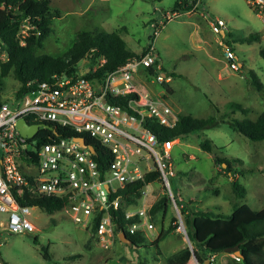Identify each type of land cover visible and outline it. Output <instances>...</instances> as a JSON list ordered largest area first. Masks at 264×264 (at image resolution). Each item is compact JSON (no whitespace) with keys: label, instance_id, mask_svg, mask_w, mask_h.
<instances>
[{"label":"rangeland","instance_id":"rangeland-1","mask_svg":"<svg viewBox=\"0 0 264 264\" xmlns=\"http://www.w3.org/2000/svg\"><path fill=\"white\" fill-rule=\"evenodd\" d=\"M176 1L50 0L51 8L58 9L60 17L53 20L52 33L36 53L62 57L83 32L109 33L125 27L121 34L127 47L140 54L153 37L162 73L171 77L169 86L173 92L168 93L166 85L159 83L137 84L138 88L163 98L177 116L213 117L217 121L213 127L176 140L171 151L172 191L184 203L192 201L190 208L193 210H209L224 216H230L238 204L261 210L264 206V141L248 139L233 130L227 120H255L264 112V91H257L249 76L254 72L264 85L262 19L247 0H200L197 10L190 12H174ZM218 19L226 23L224 36L215 34L209 26ZM254 34L261 38L242 41ZM225 45L235 51L240 71L229 67L224 57ZM7 59L6 51L0 48V63ZM89 64L87 58L81 61L78 65L80 73H84ZM19 87L20 83L9 74L3 80L0 99H14ZM233 104L248 108L249 113L244 115L233 109ZM205 139L211 140L215 153L200 148V142ZM214 154L242 160V163L232 160V166L236 171L243 170V174L237 172L236 181L246 188L245 198L235 197L233 179L215 165ZM247 170L253 171L246 173ZM150 189L154 203L166 195L159 181L151 183ZM179 217L183 228L179 226L162 238L159 242L162 256L156 260L158 248L150 242L156 240L173 219L179 221ZM31 220L37 226V232L12 233L3 229L6 215L0 213V264H167L165 258L184 247L192 248L180 210L170 199L165 215L152 220L156 228L146 244L135 248L125 246L117 239L111 248H102L90 228L75 223L63 211L48 214L38 208L32 211ZM42 247L48 248L50 261L44 259ZM77 255L78 258H69ZM201 256L205 258L203 254ZM212 258L213 264H242L234 253L223 252ZM188 264L199 262L192 256Z\"/></svg>","mask_w":264,"mask_h":264},{"label":"built area","instance_id":"built-area-1","mask_svg":"<svg viewBox=\"0 0 264 264\" xmlns=\"http://www.w3.org/2000/svg\"><path fill=\"white\" fill-rule=\"evenodd\" d=\"M247 1L264 26V0ZM209 26L215 34L225 33L222 19ZM224 57L233 71H240L237 55L227 45ZM162 69L152 40L144 55L122 64L102 80H91L83 73L78 77L55 74L20 99L0 103V213L6 215L4 230L37 232L31 214L40 207L20 201L55 197L66 200L61 211L86 228L92 226L96 213H102L96 239L102 248L109 249L124 232L116 231L112 217V210L121 207L119 191L154 171L159 172L166 194L179 208L170 183L174 175L171 151L176 140L162 142L145 126L152 120L171 128L178 116L163 98L137 85L169 84L171 77ZM27 86L31 87V82ZM127 96L126 105L121 104ZM21 119L40 125L35 137L21 135L17 128ZM57 128H68L77 135L38 143L42 130L54 132ZM85 136L96 141L105 154L108 164L104 167L94 158L97 150L92 153ZM77 137H83L87 146ZM150 186L143 188L138 203L125 209L126 219L137 218L127 226L130 234L140 231L148 237L156 228L150 215L154 205ZM179 222L183 228L181 217Z\"/></svg>","mask_w":264,"mask_h":264},{"label":"trees","instance_id":"trees-1","mask_svg":"<svg viewBox=\"0 0 264 264\" xmlns=\"http://www.w3.org/2000/svg\"><path fill=\"white\" fill-rule=\"evenodd\" d=\"M199 1L177 0L173 5V11H196ZM56 17H60V11L51 8L50 0H0V45L8 56L6 61L0 63V90L3 80L9 74H13L20 83L15 98L20 99L28 90L33 89L40 82L50 79L55 74L80 76L78 65L85 58L88 59L90 64L86 67L83 73L84 76L91 80H102L122 64L144 55L147 50V47H144L140 54L130 50L121 34L125 27H121L109 33L104 31L81 33L72 48L62 57L37 54V49L43 47L44 41L52 33L51 25ZM25 27L26 30H24ZM260 38L259 34H254L245 37L242 41L252 42ZM150 39L154 38L151 37ZM261 55L264 56V49L261 50ZM249 76L252 86L257 91L263 92L264 85L258 76L254 72H250ZM28 82H31V87L27 86ZM163 85H166L168 93L173 92L169 84ZM129 97L123 98L120 103L126 105ZM3 102H11V100L0 99V103ZM233 109L241 111L244 115L249 113V109L240 104H233ZM227 123L233 130L252 141H264V112L255 120L229 118ZM215 125H217V121L213 117L196 118L192 115H178L175 126L171 128L164 127L152 120L145 123V126L156 134L162 142L185 138ZM49 135L50 139H48ZM76 135L68 128H57L54 132L45 129L40 132L37 139L39 144H44L52 140L56 141L63 137ZM85 139L97 150V156H94V158L98 163L103 167L108 164V159H106L97 142L87 136H85ZM212 144L211 140L205 139L200 142V148L205 152L215 153ZM213 159L215 165L220 166L232 177L235 197L245 198L246 188L236 181L237 172L243 174V170L236 171L232 166V160L237 163H242V160L238 158L230 160L217 154H214ZM252 171L247 170L246 173ZM156 181L161 182L159 172H150L145 175L144 180L128 184L118 193L122 195L121 207L118 210H112V217L117 225L116 231H124L132 241V245L124 244L125 246L135 248L147 242L148 237L143 235L142 232L129 233L127 226L136 221L137 218L126 219L125 209L129 205L138 203L143 188L147 184ZM175 198L192 248L184 247L174 255L165 258L167 264H188L192 256H195L199 264H206L207 261L213 264L210 260L213 256L223 252L228 253L226 252L227 249L236 246H239L238 250L242 264H264V206L261 210H254L248 204H238L234 206L230 216H224L209 210H193L190 208L192 201L184 203L182 200L177 199L176 195ZM168 200L169 197L166 194L154 203L150 212L151 220H156L162 214L165 215ZM20 202L21 204L39 206L48 214H53L56 211H61L66 200L44 196ZM101 215L100 212L95 214L90 227V232L95 238ZM178 227V219H173V223L168 228H163L159 237L150 242L158 248L156 260L158 256H162L159 242L166 235L175 232ZM117 240L120 241L119 238ZM35 241L38 242L37 238H35ZM42 251L44 252V259L50 261L51 255L48 248L42 247ZM201 254L205 258H202ZM78 257L77 255L69 258ZM139 264L150 263L140 262Z\"/></svg>","mask_w":264,"mask_h":264},{"label":"water","instance_id":"water-1","mask_svg":"<svg viewBox=\"0 0 264 264\" xmlns=\"http://www.w3.org/2000/svg\"><path fill=\"white\" fill-rule=\"evenodd\" d=\"M225 33H223L224 35ZM88 71V70H87ZM17 128L20 131L21 135L28 137V138H33L36 136L40 125H31L29 124L25 119H21L18 121L17 123ZM76 140L83 146H87L86 141L83 137H77ZM89 149L92 151L93 154H96V150L93 146L89 145L88 146ZM225 167V165H224ZM187 235V232H186ZM188 236V235H187ZM119 239L122 243L127 244V245H132V241L130 240V238H128V236L126 235L125 232H122L119 234ZM239 246H236L234 248H229L226 250V252L228 253H234L235 256L240 258V252L238 250ZM195 257V256H193ZM241 259V258H240ZM206 264H209V261L206 262Z\"/></svg>","mask_w":264,"mask_h":264},{"label":"bare ground","instance_id":"bare-ground-1","mask_svg":"<svg viewBox=\"0 0 264 264\" xmlns=\"http://www.w3.org/2000/svg\"><path fill=\"white\" fill-rule=\"evenodd\" d=\"M154 40V39H153ZM239 260H240V258H239Z\"/></svg>","mask_w":264,"mask_h":264},{"label":"crops","instance_id":"crops-1","mask_svg":"<svg viewBox=\"0 0 264 264\" xmlns=\"http://www.w3.org/2000/svg\"><path fill=\"white\" fill-rule=\"evenodd\" d=\"M178 140V139H177Z\"/></svg>","mask_w":264,"mask_h":264}]
</instances>
